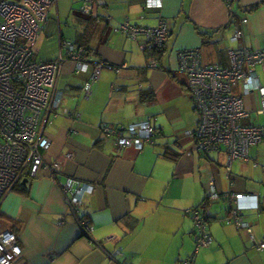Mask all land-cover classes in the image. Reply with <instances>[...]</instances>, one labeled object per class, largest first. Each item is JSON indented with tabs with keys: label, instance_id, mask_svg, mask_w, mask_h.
Here are the masks:
<instances>
[{
	"label": "crops",
	"instance_id": "crops-1",
	"mask_svg": "<svg viewBox=\"0 0 264 264\" xmlns=\"http://www.w3.org/2000/svg\"><path fill=\"white\" fill-rule=\"evenodd\" d=\"M144 4L94 0L85 14L80 0H54L36 39L51 41V56L41 61L64 55L65 40L84 49L88 66L77 72L75 62L66 59L60 68V107L43 131L50 142L44 163L57 162L58 171L40 168L0 204V229L15 232L21 247L14 264H177L188 257L195 264H264V248L258 249L264 242V138L250 145L246 160H229L223 149L196 150V116L177 58L178 51L197 48L203 63L228 65V49L264 48V0H235L230 11L224 0ZM242 17L247 18L243 36L234 40ZM160 19L169 29L160 49L147 48L142 35L132 39L116 30L124 21L151 27ZM153 57L156 68L149 66ZM99 62L110 67L101 69L85 95L83 85ZM261 99L257 91L243 94L245 122L264 125ZM145 119L156 132L141 148L116 147L114 136L102 131L105 125ZM59 177L90 186L73 210L55 182ZM211 183L219 193L212 200ZM228 193L244 196L231 199ZM203 201L212 242L196 248L189 212ZM232 207L241 210L251 235L226 222ZM81 220L91 225L88 236Z\"/></svg>",
	"mask_w": 264,
	"mask_h": 264
},
{
	"label": "built area",
	"instance_id": "built-area-1",
	"mask_svg": "<svg viewBox=\"0 0 264 264\" xmlns=\"http://www.w3.org/2000/svg\"><path fill=\"white\" fill-rule=\"evenodd\" d=\"M81 11L90 14L94 0H80ZM235 0H224L229 11ZM54 0H0V204L4 197L21 183L24 178L34 176L40 168L57 172V162L44 163L43 151L50 142L44 135V126L50 114L60 107L61 92L58 89L60 68L66 59H72L76 71L87 68L84 49L74 47L65 40L60 44L66 53H60L50 61L33 59L35 42L40 35ZM162 0H145V7H160ZM242 17L234 27L232 38L243 36ZM116 30H121L132 39L142 35L150 49H160L166 42L169 29L160 19L155 26L145 27L122 22ZM228 65L203 63L197 48L182 49L177 52L178 70L185 77V85L193 104L196 124L192 136L193 146L201 152L223 149L229 160L248 158L250 145L264 138V125L245 122L249 112L245 107L243 94L257 91L261 94L264 113V48L238 47L228 49ZM122 66H126L122 64ZM149 66L158 67L156 58ZM103 67L99 62L83 85L85 95L91 93V84L97 79ZM240 87V90L238 88ZM71 115V113H68ZM79 116L78 112L73 113ZM102 131L112 135L116 147L134 146L141 148L144 141H151L156 129L149 119L127 125H105ZM69 157L70 154H67ZM53 172V173H54ZM55 182L68 195L71 210L81 204V194L90 188L72 177L55 178ZM219 196L213 183L210 185L209 199ZM231 199H239L243 193H228ZM201 205L190 210L196 233V248L208 247L212 238L206 231ZM226 222L251 229L245 224L244 216L237 207H232L225 217ZM84 233L91 230L88 221H80ZM264 248V242L258 249ZM21 255V247L16 233L10 229H0V264H14ZM177 264H195L192 257Z\"/></svg>",
	"mask_w": 264,
	"mask_h": 264
},
{
	"label": "rangeland",
	"instance_id": "rangeland-1",
	"mask_svg": "<svg viewBox=\"0 0 264 264\" xmlns=\"http://www.w3.org/2000/svg\"><path fill=\"white\" fill-rule=\"evenodd\" d=\"M46 40H48L47 37H45ZM36 51L33 55V59L37 60V61H41L43 59H46L48 57L51 56V41H44V42H37L36 41ZM44 61H50V60H44Z\"/></svg>",
	"mask_w": 264,
	"mask_h": 264
},
{
	"label": "trees",
	"instance_id": "trees-1",
	"mask_svg": "<svg viewBox=\"0 0 264 264\" xmlns=\"http://www.w3.org/2000/svg\"><path fill=\"white\" fill-rule=\"evenodd\" d=\"M154 135H155V134H154ZM164 154H166V155H168V156H171V157H173V158H176L177 155H178V153H176V152H170V150H169V151H168V150H165Z\"/></svg>",
	"mask_w": 264,
	"mask_h": 264
},
{
	"label": "water",
	"instance_id": "water-1",
	"mask_svg": "<svg viewBox=\"0 0 264 264\" xmlns=\"http://www.w3.org/2000/svg\"><path fill=\"white\" fill-rule=\"evenodd\" d=\"M27 181H28V178H24V179L21 181V183H22V184H26ZM84 234L88 236V234H86V233H84Z\"/></svg>",
	"mask_w": 264,
	"mask_h": 264
}]
</instances>
